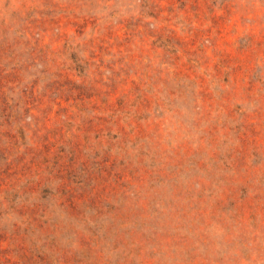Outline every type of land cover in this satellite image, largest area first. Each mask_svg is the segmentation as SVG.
Wrapping results in <instances>:
<instances>
[{"label": "rangeland", "instance_id": "obj_1", "mask_svg": "<svg viewBox=\"0 0 264 264\" xmlns=\"http://www.w3.org/2000/svg\"><path fill=\"white\" fill-rule=\"evenodd\" d=\"M0 264H264V0H0Z\"/></svg>", "mask_w": 264, "mask_h": 264}]
</instances>
